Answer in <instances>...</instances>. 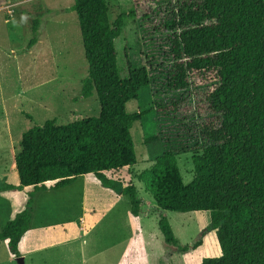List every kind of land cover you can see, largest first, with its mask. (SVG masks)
Returning <instances> with one entry per match:
<instances>
[{
	"label": "trees",
	"instance_id": "1",
	"mask_svg": "<svg viewBox=\"0 0 264 264\" xmlns=\"http://www.w3.org/2000/svg\"><path fill=\"white\" fill-rule=\"evenodd\" d=\"M113 22L106 0H74L87 73L80 95L96 94L100 112L66 124L46 120L25 130L14 161L23 206L0 229L12 256L29 229L34 195L92 173L102 186L129 197L138 217L143 203L132 184L109 174L137 162L133 123L146 111L127 113L125 104L150 85L146 67L129 64L121 77L114 40L123 18H150L169 9L160 25L167 34V86L179 93L159 110L179 125L140 181L162 210L209 211L221 254L198 264H264V0H130ZM32 45L38 26L33 21ZM193 149V179L185 184L177 156ZM151 135L147 136L150 139ZM200 152V153H199ZM158 228L167 244L178 241L167 217ZM201 242L195 243L197 247Z\"/></svg>",
	"mask_w": 264,
	"mask_h": 264
},
{
	"label": "rangeland",
	"instance_id": "2",
	"mask_svg": "<svg viewBox=\"0 0 264 264\" xmlns=\"http://www.w3.org/2000/svg\"><path fill=\"white\" fill-rule=\"evenodd\" d=\"M106 1L111 22L131 6L130 0ZM73 2L0 0V229L25 198L14 161L22 133L49 119L66 124L100 112L95 93L88 98L80 95L87 62L77 15L70 9ZM168 12L162 6L150 18L125 16L114 40L120 76H128L131 64L146 67L150 77V85L125 104L127 113L146 111L130 130L137 162L109 172L123 186L136 187L143 201L139 216L131 215L129 197H118L120 190L105 188L92 173L82 174L68 186L34 195L32 222L18 246L19 251L28 250L27 258L21 262L20 256H10L7 241L1 240L0 264H40L48 254L57 257L66 252L53 248V241L77 235L84 243L74 264H198L221 254L209 211L162 210L139 179L164 150L170 129L179 125L172 113L157 108L179 96L167 86L168 32L160 23ZM34 20L38 22L34 35L41 43L29 53ZM182 141H188L189 149L177 156V164L188 184L196 151L188 136ZM161 214L167 217L177 245L163 240L157 223ZM66 218L68 224H63ZM81 218L86 219V230L78 227ZM198 241L201 244L194 247Z\"/></svg>",
	"mask_w": 264,
	"mask_h": 264
},
{
	"label": "crops",
	"instance_id": "3",
	"mask_svg": "<svg viewBox=\"0 0 264 264\" xmlns=\"http://www.w3.org/2000/svg\"><path fill=\"white\" fill-rule=\"evenodd\" d=\"M38 43H41V39L38 38L36 39V41L33 43V45H29V53L33 50V46H36ZM15 156V155H14ZM95 178V177H94ZM68 186V185H67ZM47 191V190H46ZM105 191V190H104ZM105 193H107V195H109L110 193H108L107 191H105ZM25 194V193H24ZM36 194V193H35ZM111 195V194H110ZM118 197L121 196V195H124L123 193L119 192L118 194ZM114 196V195H113ZM25 199V198H24ZM142 199V198H141ZM24 202V201H23ZM34 203V202H33ZM142 205V204H141ZM23 206V205H22ZM21 206V207H22ZM20 207V208H21ZM141 208V207H140ZM33 210V209H32ZM134 217V216H133ZM31 222H32V218H31ZM63 224H68L67 223V218L66 220L64 219ZM158 223V222H157ZM31 224V223H30ZM62 224V225H63ZM30 227V226H29ZM78 227L79 229H82V230H86L87 229V222H86V219L85 218H81L78 222ZM28 231V230H27ZM26 231V232H27ZM25 232V233H26ZM24 236V235H23ZM22 236V237H23ZM21 237V238H22ZM83 236H71L69 238H63L62 240H58V241H53V245L52 247L55 248V249H61V250H64L66 252H62L61 254H59V256L57 257H54V256H50L49 254L46 255L42 260H40V264H63V260L65 258V261H66V264H74V262H77V260L79 259V255L77 253L78 251V248H80V244L84 243L83 242ZM20 242V241H19ZM18 246H19V243H18ZM32 253H35V252H32ZM9 253V251H8ZM18 253L20 256V258L18 259L19 261H23L27 258V255H28V250H24V251H19V248H18ZM80 254V253H79ZM128 254V252H127ZM127 254H126V257H127ZM10 256H12L10 253H9ZM12 257H17V256H12ZM42 258V257H41ZM59 258H63L62 260L59 259ZM60 261H59V260ZM33 264H36V263H33Z\"/></svg>",
	"mask_w": 264,
	"mask_h": 264
}]
</instances>
